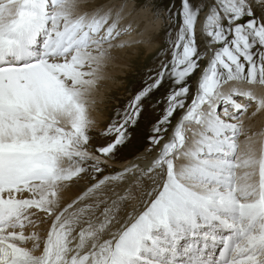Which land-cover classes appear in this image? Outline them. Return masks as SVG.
Returning <instances> with one entry per match:
<instances>
[{
	"label": "snow or ice",
	"instance_id": "1",
	"mask_svg": "<svg viewBox=\"0 0 264 264\" xmlns=\"http://www.w3.org/2000/svg\"><path fill=\"white\" fill-rule=\"evenodd\" d=\"M152 3L0 0V264H264V0H157L166 47L101 128ZM153 114L146 163L98 178Z\"/></svg>",
	"mask_w": 264,
	"mask_h": 264
},
{
	"label": "clouds",
	"instance_id": "2",
	"mask_svg": "<svg viewBox=\"0 0 264 264\" xmlns=\"http://www.w3.org/2000/svg\"><path fill=\"white\" fill-rule=\"evenodd\" d=\"M129 4V11L137 3V0H126ZM141 19L144 29V34L141 36L139 30L133 32L130 36H125L123 39L136 41L131 47L115 50L113 52L114 59L109 61V72L114 77L113 81L109 82L110 93H118L125 83V77L136 71L138 64L149 57L153 56L159 49L160 45L156 36L162 30L166 23V14L161 10L157 13L154 2L152 6L143 7L136 13ZM131 19V17H126ZM97 120L102 119V116L95 115ZM261 122H264V115L261 116Z\"/></svg>",
	"mask_w": 264,
	"mask_h": 264
},
{
	"label": "rangeland",
	"instance_id": "3",
	"mask_svg": "<svg viewBox=\"0 0 264 264\" xmlns=\"http://www.w3.org/2000/svg\"><path fill=\"white\" fill-rule=\"evenodd\" d=\"M153 2H157V0H153ZM165 4H168L171 2V0H164ZM180 0H175L176 5H179ZM171 27V25L168 23L167 17H166V23L165 26L162 28V30L159 32V34L161 35H165L168 31V29ZM159 42V49L158 51L151 57H149L147 60H144L142 62H140L136 68V71L134 73H130L128 74L124 79H125V83L123 85V87L119 90L118 93L112 94L109 93L106 97H105V108L104 111L106 112L105 118L103 120V126H106L110 120L111 117L114 114V109L117 106L116 102L111 100L109 97L112 96H119L120 99V103H123L124 100L127 98L126 93L128 92V90H132L133 92L136 90L135 86L139 83V77L147 70L148 67L153 66V59L156 58L158 56V53L164 48L166 47V44L163 40H157ZM161 43V44H160ZM193 80H195V75L192 78ZM195 87V85L193 86V88ZM167 92L166 88H161L159 91H157L155 93V95L153 96V101H155L158 97H162L163 95H165ZM160 107H163V104L160 105ZM180 113L177 112L176 114H174V117L172 119V123L173 125L176 123L178 117H179ZM155 115L153 114L150 117H147L146 119H142L140 121V125L139 127H137L134 130V136L133 139L126 143L123 146H119L118 147V151L115 154V159L110 160V162H116V161H123L125 159H128L130 157H132L134 154L146 149L148 147V141H147V136L149 135V127L151 125V123L154 121L155 119ZM171 129V128H170ZM169 129V131H170ZM99 131L94 130L93 135H97ZM101 141H93V149L95 146H97ZM110 166H105V171L103 173H100L98 175V178L101 177V175H103L105 172L108 171H116L118 169H116L117 167L114 164H110ZM109 167V168H108ZM90 182H93L91 180H89ZM45 226H41V230L44 228ZM42 234V231H41Z\"/></svg>",
	"mask_w": 264,
	"mask_h": 264
},
{
	"label": "bare ground",
	"instance_id": "4",
	"mask_svg": "<svg viewBox=\"0 0 264 264\" xmlns=\"http://www.w3.org/2000/svg\"><path fill=\"white\" fill-rule=\"evenodd\" d=\"M96 2L97 3H103V2H106V0H96ZM105 97L106 96L102 97L103 102L98 105L99 115L102 116V119L98 120L99 125H100L101 128L104 127L103 126V120H104L105 115H106V112L104 111V108H105L104 102H106L105 101ZM97 114L98 113H93L94 116L97 115ZM95 130L99 131L100 128H97ZM144 151H145V149L140 151V152H138V153H136V154H134L132 157H130L128 159H125L123 161L119 160V161H116L115 163L109 161V163L110 164H114L117 167L116 169H118V170H116V171H114V170L111 171L110 170L108 172H105L103 175H105V174H113V173H115L117 171H120L129 162L135 161L137 163H146V161H137L136 160V157L140 156ZM103 175H101V177H99V178H102ZM90 183H92V182H90V181H87V182L80 181L79 183L73 182L72 184H70V186L63 193V197H64L63 204L66 205L67 203H70L73 199H75L78 195H80L86 189V187L90 185ZM42 226H45L41 230L42 231V236H46V232H47L48 228L50 227V221H49L48 224H45V225H42Z\"/></svg>",
	"mask_w": 264,
	"mask_h": 264
}]
</instances>
